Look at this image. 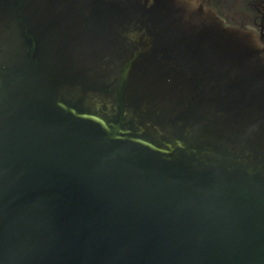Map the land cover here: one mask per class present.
<instances>
[{"label": "water", "instance_id": "95a60500", "mask_svg": "<svg viewBox=\"0 0 264 264\" xmlns=\"http://www.w3.org/2000/svg\"><path fill=\"white\" fill-rule=\"evenodd\" d=\"M0 264H264V33L0 0Z\"/></svg>", "mask_w": 264, "mask_h": 264}, {"label": "flooded vegetation", "instance_id": "af4514ba", "mask_svg": "<svg viewBox=\"0 0 264 264\" xmlns=\"http://www.w3.org/2000/svg\"><path fill=\"white\" fill-rule=\"evenodd\" d=\"M229 26L264 33V0H203Z\"/></svg>", "mask_w": 264, "mask_h": 264}]
</instances>
